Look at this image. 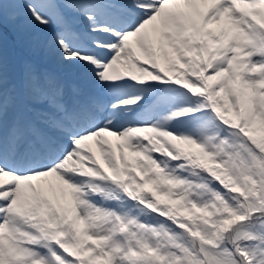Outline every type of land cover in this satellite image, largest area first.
<instances>
[{
    "label": "snow or ice",
    "instance_id": "snow-or-ice-1",
    "mask_svg": "<svg viewBox=\"0 0 264 264\" xmlns=\"http://www.w3.org/2000/svg\"><path fill=\"white\" fill-rule=\"evenodd\" d=\"M0 264H264V0H0Z\"/></svg>",
    "mask_w": 264,
    "mask_h": 264
},
{
    "label": "rangeland",
    "instance_id": "rangeland-1",
    "mask_svg": "<svg viewBox=\"0 0 264 264\" xmlns=\"http://www.w3.org/2000/svg\"><path fill=\"white\" fill-rule=\"evenodd\" d=\"M9 35H11V31H10V29H9Z\"/></svg>",
    "mask_w": 264,
    "mask_h": 264
}]
</instances>
